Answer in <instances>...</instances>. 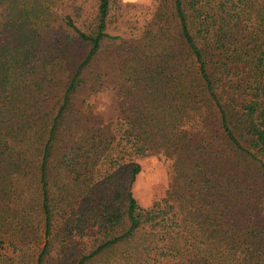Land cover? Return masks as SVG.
<instances>
[{
    "label": "trees",
    "instance_id": "16d2710c",
    "mask_svg": "<svg viewBox=\"0 0 264 264\" xmlns=\"http://www.w3.org/2000/svg\"><path fill=\"white\" fill-rule=\"evenodd\" d=\"M94 2L84 20L88 0H0V155L17 156L20 142L38 150L32 171L0 169V201L15 196L18 207L0 213V246L7 227L50 235L54 174L77 198V187L89 188L79 172L106 167V201L90 216L100 236L75 264L115 252V264H264V0H155V23L134 41L110 32L117 0ZM104 59L123 62L115 91L131 100L105 139L70 120L82 94L102 92ZM47 86L48 119H26L27 93ZM157 156L173 177L144 208L133 188L141 162ZM25 189L41 221L34 199L20 201ZM48 254L46 243L32 263Z\"/></svg>",
    "mask_w": 264,
    "mask_h": 264
},
{
    "label": "rangeland",
    "instance_id": "374dc122",
    "mask_svg": "<svg viewBox=\"0 0 264 264\" xmlns=\"http://www.w3.org/2000/svg\"><path fill=\"white\" fill-rule=\"evenodd\" d=\"M118 3L115 6L116 15L113 24L110 27V32L117 31L123 34L124 39L127 41H134L144 36L149 30V27L155 23L154 19V5L155 0H117ZM94 0H88L86 6V15L84 20L92 18L91 13L95 10ZM122 15V16H121ZM142 47L144 46L141 43ZM144 48V47H143ZM79 54L75 51V58ZM104 63L101 64L103 73H106L107 78L103 82V90L94 99H88L86 94H82L81 97L76 101L75 114L70 117V120H77L78 116L83 119L82 124L86 123L84 127L94 126L101 130V137L105 139L113 135V128L115 133V123L117 118L120 116L121 105H126L130 101L126 99L124 94H121L119 98L116 93V88L122 87L123 77L120 75L121 69H124L123 62L114 61L107 62L105 59ZM46 94L38 96L36 89L31 90V94L26 95L27 105L24 109L28 111L26 113V119L31 121L39 122L40 119H48V106H49V87L46 88ZM129 92H131L129 90ZM133 95L136 93L132 91ZM130 93V94H131ZM46 96V97H45ZM54 96V94L51 95ZM98 134V133H96ZM119 138L117 139V141ZM26 146H17V156L8 154H1L2 163L0 164L1 175H12L16 170L24 169L25 171H32L36 167L37 161V147L31 141V145L27 148ZM61 148V145L58 149ZM7 156H10L7 158ZM15 156V160L11 159ZM14 158V157H13ZM24 159L30 165H23ZM16 161V162H15ZM22 164V165H21ZM103 165V163H101ZM142 172L138 176L133 193L141 207L148 208L155 202L163 199L167 193V190L172 181L173 169L172 163L168 162L162 157L147 158L141 162ZM84 169V168H83ZM79 172L83 174L80 177L81 183L87 180L89 188L77 187L76 194L77 198L73 197V188H71L67 181L60 175L54 174L52 176L56 188L52 192V196L56 199V208L58 216L55 218L54 225L52 227L50 235L47 237L44 232L43 226L41 230H25L17 231L12 227H7L9 238L6 239V243L0 246V264H33V260L37 259L46 247V243H49V254L46 257L45 264H75L79 257L83 254L86 247H92L99 238L98 228L94 226V220L90 217L93 216V208L99 207L105 198V188L102 185V176L106 172V167L102 168L100 174H94L89 176L90 173L83 171ZM95 171H92V174ZM88 177L92 181L88 180ZM75 174L70 177L74 180ZM32 182V181H31ZM66 189L71 196L61 195L59 192L62 189ZM12 189V188H11ZM14 189V187H13ZM22 194L20 201H32L34 199V208L32 215L37 221L42 220V211L38 206V197L35 196L34 190L20 191L18 194ZM10 195V194H9ZM3 194L0 195L2 199ZM10 202H15L17 199L15 196L9 197ZM8 199V200H9ZM4 202V201H3ZM0 201V213L6 210L17 213V205L3 203ZM36 232V233H35ZM22 236H24V239ZM19 240L26 241L24 245ZM19 249H14V246ZM118 254L115 252L112 256L110 254L103 255L101 260L97 264H113L116 263ZM30 258V259H29ZM109 262V263H107ZM125 264V263H123Z\"/></svg>",
    "mask_w": 264,
    "mask_h": 264
}]
</instances>
